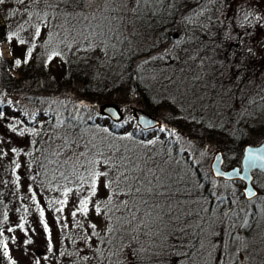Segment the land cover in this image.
Masks as SVG:
<instances>
[{
	"label": "rangeland",
	"instance_id": "1",
	"mask_svg": "<svg viewBox=\"0 0 264 264\" xmlns=\"http://www.w3.org/2000/svg\"><path fill=\"white\" fill-rule=\"evenodd\" d=\"M111 1L107 0V3L100 8L93 7L91 12L86 14L87 22L84 20L81 22L83 26L81 29L72 27L65 36L60 38L65 45L63 51L72 52L86 45L85 39L88 37L86 24L101 16V13L108 7H114ZM116 1V13H120L119 15H122L125 22L131 24L133 13L128 11L131 0ZM6 3L11 7L7 15L0 8V31L3 30L5 34L11 35L12 40L9 43L7 40L0 39V51L3 53L0 56V112L8 117V122L3 125L8 135L0 136V193L4 198L0 207V236H2V242L8 245V257L12 258V263L37 264L39 260L40 264H72V262L88 264V262L80 261L79 256L85 254L92 256L93 249L85 246L82 239L83 230L77 227V221L87 225L88 220L80 215L73 218L69 212V209L75 210L74 200L78 201L84 193L89 191L87 182L84 184V193H79V181L71 177L73 180H70V185L66 187L73 190L67 197L68 204L64 206L63 212L55 211V208L60 207L58 201L65 199L63 195L65 188L63 189L61 182L66 179H58V174H56L59 168L58 162L64 160L68 152L59 144L61 139H59L58 130H47L42 136L43 133L39 128L42 122L56 115L67 118L79 116L86 121H96L118 133L133 131L142 140V143L136 144L139 151L133 154V160L147 159L148 156H152L153 158L147 163L149 168H154L157 163H161V160H165L168 174L188 172L193 181H197L204 190L210 193V197L205 196V200L202 197L198 199L197 196H193L194 201L204 202L200 220L194 221L198 227L200 221L204 222L201 224V227H205L202 233L208 235L213 250L217 252L215 264H228L229 262V264H264V176L258 172L253 173V184L259 190V195L255 199L245 200L241 193L242 184L240 182L215 179L209 169L216 151L220 150L223 153V167L229 168L240 164L245 144L256 146L264 140V126L257 124L254 120V125L257 124V126H252L250 129L242 125L243 116L234 122L227 120L232 115L242 113V110L251 114V109H244L241 106V100L245 94L258 95L264 104V0H254V2L252 0H247V2L246 0H204V8L207 9L199 13L197 17L183 19L184 24L178 37L169 46L159 41L157 34L149 33L145 38V43H149L148 53L151 54L146 58H141L146 62L154 56H163V58L165 55L177 56L180 47L185 42L196 40L192 45L193 50L187 49L185 52L188 56L187 63L192 64L200 52V57L203 59L205 46L213 43L212 46L216 47V39L220 40L224 35L234 41L230 54L232 60L239 56L237 65H241L245 57V60L250 59L249 63L253 65V68L258 66L261 70L257 76V82L261 83H171L178 79L181 72L180 67L176 65L169 69L160 67L154 77H148L153 82L165 81V83H149L156 87L167 102L162 106L158 104L157 115L145 109L143 98L131 90L135 88L131 83L122 93L116 92L108 97L101 96L99 102L93 103L95 107H73L74 102L71 104H67L66 100L55 102L51 98H43L37 92L34 93L33 88L39 83H42V86H47L48 83L49 86L50 83L65 82L53 78L48 79L47 76L39 78L36 68L24 69L25 61L29 60L27 51H24L25 56L19 65H15L14 62L10 63L9 60L13 57L12 50L16 52L21 45L34 46L32 38L36 36L35 27H39L41 32L46 34L50 27L55 25H49V23H55L53 21L59 19L58 17L49 18V15L48 18L44 17L45 8L43 10L37 7L35 10L30 7L25 9L17 0H6ZM241 4L243 7L240 6ZM51 12L54 14L53 10ZM29 13L33 14L31 19H28ZM36 13H39V18L36 17ZM245 13H250L247 19H245ZM256 16H260L261 19L257 21ZM210 39L216 42H211ZM21 40L24 44H20ZM93 41L90 39L88 46ZM249 48L252 49L251 52L248 51ZM85 51L86 49L84 53ZM46 54H48L46 63H50L49 67L55 69L58 62L52 59V55L47 52ZM93 55L96 56L97 52ZM198 61L199 59L197 64L192 65L201 66ZM10 65L11 68H7ZM13 83L17 87H12ZM70 83L79 82L71 79ZM189 84H193L196 89L184 95L196 98L195 102L200 107L196 115L198 123L191 126L186 121L180 123L181 120L175 114L177 110L174 111L169 105L170 100L173 99L169 89L182 92V87ZM179 95L182 96L181 93ZM199 104L206 105L205 111ZM111 105L115 106L121 115L117 121H113L108 115L102 113V108ZM154 109L157 112V108ZM136 111L144 112L157 119L158 127L152 130H143L138 127ZM178 112L179 117L184 120V113ZM8 113L12 115L8 116ZM211 124L221 128L219 138L215 137L209 129ZM12 127L16 128L15 133L12 132ZM30 128H35L38 135L32 136L28 133L27 129ZM21 131H25L24 137L19 136ZM228 135L238 136L237 144L243 141L241 149L226 144L225 136ZM40 137L43 141L39 146L38 138ZM79 145L80 152H85L89 157L96 152L89 141ZM12 148H15L16 152H12ZM80 160L83 161L84 157H80ZM50 166L55 170H52ZM71 171L72 168L65 170L64 174L68 177ZM83 171L80 169V172ZM164 174L158 172V175ZM68 183L67 181L65 184ZM98 196H101V192ZM178 199L183 201L184 198L178 196ZM54 201L57 203H53ZM41 209L44 211L43 223L40 222ZM89 216H93L91 211ZM45 223L48 225L47 231L44 229ZM21 224L24 226L23 229L20 228ZM102 230V226L97 228L100 235ZM183 233H181V240ZM222 238L224 239L221 241ZM161 239L166 242L169 240L165 235ZM49 242L53 249L51 252L48 251ZM90 243L101 250L97 237L94 236ZM199 244H202L201 241ZM128 245L136 248L139 244L129 243ZM78 248L81 249L79 256H60V252L75 253ZM127 248L123 246L119 249L115 264H134L135 260L131 258ZM196 248L200 249V247ZM1 250L4 252L3 245ZM232 261L234 262L231 263ZM91 264H96V260L92 259Z\"/></svg>",
	"mask_w": 264,
	"mask_h": 264
},
{
	"label": "trees",
	"instance_id": "2",
	"mask_svg": "<svg viewBox=\"0 0 264 264\" xmlns=\"http://www.w3.org/2000/svg\"><path fill=\"white\" fill-rule=\"evenodd\" d=\"M116 2V0H112L111 5H114V7H108V9L101 13V16H98L91 23L86 24L88 27L86 31L88 37L85 39L86 45L69 52L63 51V46L65 45L60 41V38L65 36L72 27L81 29L83 27L81 26L83 20L87 22L85 17L93 8V6L87 5L89 0H79L78 5H69L66 0H50L51 6H48V3L43 2V0L39 6H35L32 4V0H28L31 9L35 10V7H37L39 10L41 8L43 10L45 8L44 17H58L59 20L53 21L55 23H49V25H55L50 27L46 34L41 32L40 35L42 37L39 35L40 37L34 36L32 38L34 46L27 45L24 47L21 45L16 52L13 49V57L9 62L12 63L16 59L21 61L25 56L24 51L28 53L31 51V55H28V62L25 61V65L23 66L24 69L36 68L39 78L41 76H47L48 79L53 78L65 82L50 83L49 86L48 83L47 86H42V83H39L33 88L34 93L37 92V94H40V97L51 98L55 102L64 100H66L67 104L74 102L73 107H95L93 103L99 102L101 96L108 97L116 92L122 93L127 90L131 83L135 86L131 90L137 92L136 95L143 98L142 102L145 109L153 115L158 114V104L162 106L167 103L165 97L163 98L161 96L162 94L158 92L156 87L149 84L165 83V81L153 82L148 79V77H154L160 67H168V69L175 65L180 67L181 72L179 73L178 79L176 78V82H171L170 80L171 83H261L257 82V76L261 70L258 66L253 68V65L249 63V58L245 60L244 57V62L241 65H237V58L239 56L232 60L233 58L230 53L234 41L224 35L221 36L220 40L216 39L217 42L210 39L209 41L216 42V47L212 46L213 43H209L203 49L205 52L203 56L204 60L200 57V52L196 60L192 63L197 64V60L199 59L198 62H200L201 66H193L191 63H187L188 56L185 53L187 49L193 50L192 45L196 40L185 42L180 47L177 56L165 55L164 58L163 56H154L147 60V62L141 60V58H146L151 54L148 53L149 47L147 45L149 43H145V38L149 33L157 34L160 38L159 41L164 42L166 46L171 45L183 27V19L197 17L199 13L207 9L204 8V0H171V2L170 0H159L157 3L141 6V15L137 17L136 14H132L131 24L125 22L122 15H119L120 13H116ZM52 10L54 14L51 12ZM45 24L48 25L47 22ZM5 36L6 34L1 30L0 39L6 41ZM90 39L94 41L88 46ZM85 49L86 51L84 53ZM170 50L171 48L169 47ZM46 52L52 55V59L54 58L55 62H58L55 69L49 67L50 63H46L48 57ZM94 52H97L96 56L93 55ZM7 68H11V65ZM235 72L242 73L240 79L234 78L233 73ZM38 76L35 77L38 78ZM71 79L79 83H70ZM118 83H121V85H118ZM11 86L17 87L14 83ZM195 89L196 87L193 84L182 87V92L181 90L175 92L169 89L170 95L173 97L169 102L171 109L174 111L177 110L175 114L181 120L180 123L186 121L189 122V126L198 123L196 115L199 113L200 107L195 102L196 98L193 99V96L184 94L194 92ZM197 90L199 91V89ZM180 93L182 96L179 95ZM158 101H161V103H158ZM200 106L203 108L206 107L203 104ZM241 106L244 109H251V114L246 110H242V113L232 115L227 120L234 122L243 116L242 125L247 129L252 128V126H257V124L264 126V104L260 101L258 95H243ZM154 108H157V112ZM178 111L184 113V120L182 117V119L179 117L180 113ZM76 117L67 118L52 115L47 121L42 122L39 130L43 133L42 136L47 130H58L60 133L59 139H61L60 146L64 143L65 133H75L81 137L79 144L89 141L91 146L95 145V148L92 147L94 151L102 150L105 153V157L97 155L95 157L96 159H104L112 155L113 152H115L113 159L121 155L130 156L133 159V154L139 151V148H136V144L142 143V140L133 131L118 133L96 121H86L79 116ZM253 120L257 123L256 125H254ZM209 129L212 130L211 132L214 133L215 137L219 138L221 128L218 125L211 124L209 125ZM228 136H225L227 139L226 144L241 149L243 141L241 140L237 144L239 141L238 136ZM41 137L38 138L39 146L43 141ZM73 138L75 139V137ZM117 148L119 151H116ZM63 149L65 151L67 149V155L71 151L68 147H64ZM160 150L162 149L160 148ZM75 151L80 152V145L75 148ZM56 158L58 159L59 157ZM163 161L165 160H161V162ZM69 166L65 165L64 167L59 166L60 169L57 168L58 171L56 174H58L59 180L64 178L61 176L62 172L64 173L66 169H71ZM101 167V165H96L97 170H100ZM51 169L55 170L54 167H51ZM167 175L170 176V179H167L165 183L169 185L171 191L172 205L170 215L173 217V220L170 221L168 215H157V213L161 212L163 206L155 209L153 215L156 218L152 225V230L157 233V236L154 239L149 238L145 250L136 254H133L135 248L128 244L136 243L138 245L140 240L146 238L141 236L140 240L130 241L128 236L121 235V233L128 232L132 228V225L125 223L119 232L108 233V238H111L112 245H109L107 242L100 244L101 251L104 252V257L100 259L101 264H115L114 261L118 258L117 252H119L117 249H120L121 242H123L124 247H128L127 251L131 254V258L135 260L133 261L134 264L216 263L217 260L215 258H217V252L213 250L208 235L202 233L205 227H201V224L204 222L200 221L201 223L198 227L194 221L197 219L200 220L204 202L202 200L194 201L193 196H197L198 199L202 197L205 200V196L210 197V193L204 190L197 181H193L188 172H184L183 174L175 173V175L173 173H167ZM71 177L77 179L71 171L67 179L61 182L63 189L70 185V182L73 180V178L71 180ZM67 181L69 183L65 184ZM108 191L111 190L109 189ZM1 195L2 193H0V207L4 200ZM103 195L104 192L101 190L100 197ZM178 196L184 198L182 199L183 201H179ZM119 199L132 198L129 196H113V203ZM208 199L210 200V198ZM164 211L166 212V209ZM177 214L180 216L179 223L187 222L186 233H183L182 240L181 233L179 234L180 239H177V233L174 229V223L176 222L174 218ZM116 215H121V212H117ZM139 230L144 231L143 228ZM165 233L169 234L165 235ZM104 234V230H102L101 236H104ZM163 235L169 239L168 242L161 239ZM2 241V236H0V264H13L12 258L9 259L8 256H6L8 259L6 257L4 258V252L1 250L4 244ZM200 241L202 244H199ZM195 246L200 247L202 251L200 249L197 250ZM110 252L113 254L110 255Z\"/></svg>",
	"mask_w": 264,
	"mask_h": 264
},
{
	"label": "snow or ice",
	"instance_id": "3",
	"mask_svg": "<svg viewBox=\"0 0 264 264\" xmlns=\"http://www.w3.org/2000/svg\"><path fill=\"white\" fill-rule=\"evenodd\" d=\"M17 2L25 9L29 7L28 0H17ZM41 2L42 0H32V4L35 6H39ZM43 2L51 6L50 0H43ZM66 2L69 5L79 4V0H66ZM157 2H159V0H131L128 11L139 17L141 15V6ZM252 2H254V0H252ZM105 3H107V0H89V6L96 8L102 7ZM240 6L243 7V4ZM249 6H251L250 3ZM10 7L11 5L7 4L6 0H0V8L3 9L5 15H7ZM149 11H151V9H149ZM32 15V13H29L28 19H31ZM35 15L39 18V13ZM249 15L250 13H245V19H247ZM255 19L259 21L261 17L256 16ZM21 27H23V25H21ZM40 33L41 29L35 27V35L39 36ZM5 39L11 43L12 36L6 34ZM20 44H24V41L21 40ZM248 51L251 52L252 49L249 48ZM2 55L3 53L0 51V56ZM28 55H31V51H29ZM14 64L19 65L20 60L16 59ZM241 75L242 73L240 72L233 73L235 79H240ZM233 95H235V93H233ZM11 115V113H8V116ZM7 122L8 117H6L3 112H0V136L8 135L7 130L3 128L4 123ZM105 131H107V129H105ZM161 131H163V129H161ZM12 132H16L15 127H12ZM27 132L32 136L38 135L35 128L27 129ZM19 136L24 137L25 131H21ZM73 137H75V139ZM80 139L81 137L75 133H65L64 143L61 145V148L68 147L71 151L63 161H59L58 163L60 167H64L65 165L71 166L72 174L76 176L79 181V193H84V184L87 182L89 191L84 193L78 201L74 200L75 210L69 209V212L73 218L80 215L88 220L87 225L77 221V227L83 230L82 239L85 246L91 247L93 251L91 257L87 254L79 256L81 251L79 248L75 253L60 252V256L70 257L72 255H78L80 261L91 264L92 259H95L96 264H101L100 258L104 257V252L98 247H94L93 243H90L92 242V238L94 236L97 237L100 244L107 242L109 245H112V240L108 238V233L119 232L120 228L123 227L125 223L132 225V228L126 233H121V235L128 236L130 241L140 240L141 236L146 238L140 240L133 254L145 250L148 239H154L157 236V233L152 230V225L156 218L153 215L154 210L163 206L161 212L157 213V215H168L169 220H173V217L170 215L172 205L171 191L169 185L165 183L166 179H170V176L167 175V169L165 168L167 161L157 163L154 168H149L147 167V163L148 160L153 158L152 156H148L147 159L140 158L138 160H133L130 156L121 155L113 159L115 152L104 159H96L95 157L97 155L105 157V153L102 150H98L89 157L85 152L75 151V148L79 147ZM150 143H154V141H150ZM92 147L95 148V145H92ZM11 151L16 152V149L12 148ZM116 151H119V149L117 148ZM82 156L84 157L83 161L80 160ZM96 165L102 166L100 170L96 169ZM17 167H19V165H17ZM80 169L84 171L80 172ZM158 172L165 173V175H158ZM217 174L220 175L221 173L217 172ZM61 176L67 179V176L63 172ZM33 179H35V177H33ZM121 185H123V187H121ZM109 189H111V191H108ZM101 190L104 192L102 197L98 196ZM72 191V189H64L63 195L65 199L58 201L60 207L55 208L56 212L64 211V206L68 204L67 197ZM249 195H255V193H249ZM113 196H129L132 199H119L113 203ZM53 203L57 202L54 201ZM164 209L168 211L165 212ZM90 211L93 213L91 217L89 216ZM117 212H121V215H116ZM43 217L44 211L41 209V223H43ZM174 219L176 221L174 223V229L177 233V239L179 240V234L185 232L187 229V222L179 223L180 216L178 214ZM101 226L105 233L104 236H101L100 232L97 231V228ZM23 227V224H21L20 228L23 229ZM140 228H143L144 231H140ZM44 229L46 231L48 229L46 223L44 224ZM168 234L169 233H165V235ZM27 243H31V241H27ZM123 246L124 244L121 242L120 248ZM3 248L4 256H8V245L6 243L3 244ZM52 250L51 243L49 242L48 251L51 252ZM117 251H119V249H117ZM112 254L113 253L110 252V255ZM46 258L47 257H45V259ZM37 264H40L39 260H37ZM72 264H76V262H72Z\"/></svg>",
	"mask_w": 264,
	"mask_h": 264
},
{
	"label": "water",
	"instance_id": "4",
	"mask_svg": "<svg viewBox=\"0 0 264 264\" xmlns=\"http://www.w3.org/2000/svg\"><path fill=\"white\" fill-rule=\"evenodd\" d=\"M103 113L110 116L111 119L117 121L121 115L114 106L104 107ZM136 124L143 130L155 129L159 122L154 117L136 111ZM224 158L223 153L218 150L214 153L210 162V172L215 179H222L226 181H240L243 184L241 193L245 200H252L256 198L259 191L253 184V172L257 171L264 175V140L256 146L245 144L243 147V154L239 165H233L229 168H223ZM217 172L221 173L220 175ZM255 193V195H249Z\"/></svg>",
	"mask_w": 264,
	"mask_h": 264
}]
</instances>
